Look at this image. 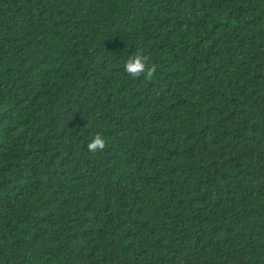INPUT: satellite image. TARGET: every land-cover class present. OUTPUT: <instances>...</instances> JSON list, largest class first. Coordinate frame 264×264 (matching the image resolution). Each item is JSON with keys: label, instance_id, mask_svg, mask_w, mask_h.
I'll list each match as a JSON object with an SVG mask.
<instances>
[{"label": "trees", "instance_id": "1", "mask_svg": "<svg viewBox=\"0 0 264 264\" xmlns=\"http://www.w3.org/2000/svg\"><path fill=\"white\" fill-rule=\"evenodd\" d=\"M0 264H264V0H0Z\"/></svg>", "mask_w": 264, "mask_h": 264}, {"label": "clouds", "instance_id": "2", "mask_svg": "<svg viewBox=\"0 0 264 264\" xmlns=\"http://www.w3.org/2000/svg\"><path fill=\"white\" fill-rule=\"evenodd\" d=\"M123 69L124 72L134 80L141 78L151 80L157 72V65L150 64L149 58L143 53V51L137 50L128 57L123 65ZM106 148L107 141L100 134H96L87 143V150L93 154L103 153Z\"/></svg>", "mask_w": 264, "mask_h": 264}]
</instances>
